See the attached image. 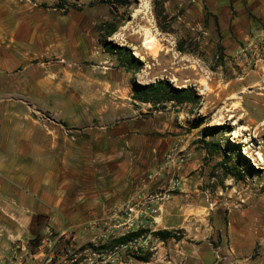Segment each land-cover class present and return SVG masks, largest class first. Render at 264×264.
Here are the masks:
<instances>
[{"label": "crops", "instance_id": "crops-1", "mask_svg": "<svg viewBox=\"0 0 264 264\" xmlns=\"http://www.w3.org/2000/svg\"><path fill=\"white\" fill-rule=\"evenodd\" d=\"M45 1L0 0V260L15 242L48 232L74 231L78 246L90 244L89 222L167 184L171 167L158 183L147 177L182 138L189 161L181 185L156 217L143 219L153 234L140 242L156 252L143 261L122 253L113 264H264L263 210L253 222L247 212L221 211L200 183L204 152L192 134L164 132L159 122L138 129L102 96V83L89 87L85 69L63 64L86 42ZM223 229L225 240L214 245ZM176 230L182 237L154 235Z\"/></svg>", "mask_w": 264, "mask_h": 264}, {"label": "rangeland", "instance_id": "rangeland-1", "mask_svg": "<svg viewBox=\"0 0 264 264\" xmlns=\"http://www.w3.org/2000/svg\"><path fill=\"white\" fill-rule=\"evenodd\" d=\"M45 2L66 16L72 37L86 42L63 64L85 69L89 87L102 83V96L138 129L159 122L164 132L192 134L204 152L200 183L221 211L247 212L248 222L257 207L264 213V0H130L125 8L107 0ZM146 36L153 40L145 48ZM111 45L128 48L131 57ZM162 81L167 94L149 91ZM171 87L190 89L194 101L180 103ZM215 233L218 245L228 232ZM155 252L136 247L126 254L143 261Z\"/></svg>", "mask_w": 264, "mask_h": 264}, {"label": "built area", "instance_id": "built-area-1", "mask_svg": "<svg viewBox=\"0 0 264 264\" xmlns=\"http://www.w3.org/2000/svg\"><path fill=\"white\" fill-rule=\"evenodd\" d=\"M184 139L180 138L165 157V164L159 166L149 176L150 183H158L161 175L168 168L173 174L167 184L154 191H137L133 193L127 204L123 205L113 217L89 222L86 229L95 232V239L89 246H78V235L74 231L48 232L43 237L30 241L15 242L9 255L0 260V264H113L118 255L127 253L130 248L142 246V239L152 235L150 226H144L143 219L156 217L170 194L179 189L182 178L181 167L189 161V155L182 149ZM140 233L126 242L117 240L132 232Z\"/></svg>", "mask_w": 264, "mask_h": 264}, {"label": "trees", "instance_id": "trees-1", "mask_svg": "<svg viewBox=\"0 0 264 264\" xmlns=\"http://www.w3.org/2000/svg\"><path fill=\"white\" fill-rule=\"evenodd\" d=\"M107 2L111 4V7H112V8H125V7H128V6L130 5V3H131L130 0H107ZM114 31H115V29L109 30V31H108V34L111 35L112 33H114ZM108 47H109V46H108ZM111 47H112V49H113V48H117V49L123 51L127 57H131V52H130V50H129L128 48L117 47V46H112V45H111ZM109 48H110V47H109ZM121 48H122V49H121ZM166 84H167V83H166L165 81H162V82L158 85V87L156 86V87H154V88H150L149 91L153 92L155 95H158V94H160L161 92H163L164 94H167L168 91L166 90V89H167ZM165 86H166V88H165ZM171 88H172V87H171ZM172 90H175L177 93L180 94V97H179V98H180V99H179V102H180V103H182V102H192V101H194V97H193L192 91H191L190 89H174V88H172ZM144 95H146V93H145ZM137 98H138V97H137ZM145 100H146V99H145ZM144 102H148V99H147V101H144ZM237 154H238V157L244 159V157L242 156L240 150L237 151ZM244 160H245V159H244ZM245 161H246V160H245ZM246 162H247V163H246V167H248V169H249V168H250V163H249V161H246ZM142 232H144V231H139V232L130 233V234H128L127 236L118 239L117 241L120 242V243H121V242H126L127 240H129V239H131V238H133V237H135V236H138V235H139L140 233H142ZM154 234L157 235L158 237H160L161 239H165V238H167V237L170 236V233L167 232V231H157V232L154 233Z\"/></svg>", "mask_w": 264, "mask_h": 264}, {"label": "bare ground", "instance_id": "bare-ground-1", "mask_svg": "<svg viewBox=\"0 0 264 264\" xmlns=\"http://www.w3.org/2000/svg\"><path fill=\"white\" fill-rule=\"evenodd\" d=\"M153 38L152 37H148L146 36L144 43H143V47H147L151 42H152Z\"/></svg>", "mask_w": 264, "mask_h": 264}]
</instances>
